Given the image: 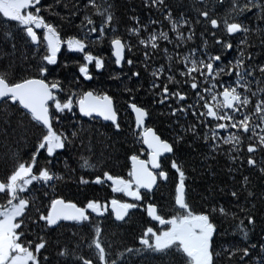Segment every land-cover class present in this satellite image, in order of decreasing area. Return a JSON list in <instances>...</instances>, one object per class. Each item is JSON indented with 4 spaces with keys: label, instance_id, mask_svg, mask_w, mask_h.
Masks as SVG:
<instances>
[{
    "label": "snow or ice",
    "instance_id": "snow-or-ice-1",
    "mask_svg": "<svg viewBox=\"0 0 264 264\" xmlns=\"http://www.w3.org/2000/svg\"><path fill=\"white\" fill-rule=\"evenodd\" d=\"M141 3L146 20L118 0H0V264H264V0ZM105 42L134 114L126 176L80 119L122 131L113 96L82 86ZM62 49L82 54L71 78ZM69 152L79 184L131 202L56 194ZM140 209L155 223L131 242L104 226Z\"/></svg>",
    "mask_w": 264,
    "mask_h": 264
},
{
    "label": "trees",
    "instance_id": "trees-1",
    "mask_svg": "<svg viewBox=\"0 0 264 264\" xmlns=\"http://www.w3.org/2000/svg\"><path fill=\"white\" fill-rule=\"evenodd\" d=\"M133 7L137 9V14L141 16L142 20L147 19V10L142 7L141 0H118V13L127 14L128 10ZM123 27L124 25L122 24V30ZM164 30L167 31L168 28L165 26ZM94 53H99L105 58L106 66L105 69L100 70L99 72L93 69L94 80L82 81L83 89L95 90L101 93L107 92L109 95L113 96L114 103L118 110L119 122L121 124L122 131L120 134H116L114 129L109 126L110 123H106L99 118L95 121H89L87 118L80 119L83 122L84 128L91 132L97 153L104 152L106 156L111 153V159L106 165V168L115 174L126 176L129 164L126 156L129 154V149L132 147V128L134 127V116L131 113V110L127 107L129 96L123 91L120 81L112 79V76L117 74L118 69L113 63H111L110 48L107 42H105L102 47L94 49ZM81 55L82 54L70 53L67 52L66 49H62V59L69 63L70 67L67 70H61L59 72L60 78H64L65 76L71 78L72 75L76 74L75 62L80 59ZM147 79H150V77L146 76V81ZM140 96L141 98L146 99V97H143V93H141ZM78 159L79 156L76 152H69L66 157L62 158L57 163L56 167L58 170L67 172L69 169H76V171L72 173L71 178L66 177V182L57 185L56 194L63 195L66 198L80 202L81 204L86 202V198H98L106 201L117 198L123 201L131 202V199L126 197L123 193H113L107 184H79L78 177L80 175H84V173L79 169V166L76 163ZM65 160L68 168H65ZM85 178L92 179L93 177L86 176ZM202 192V188L196 187L192 194L193 203L197 206L203 203L201 200ZM37 195H39V193ZM172 196V186L161 185L160 190L155 193V201L158 204L163 205L165 207V211H168L171 207ZM103 223L110 234H121L125 236L129 242H131L134 237L139 235L140 229L143 226L149 223L154 224V222H150V218L146 216V213H144L142 209L136 210V215L127 225L120 226V222L113 223L110 219H104ZM73 230L75 229L66 227L61 229L57 235L63 233L61 236L63 239L66 238ZM84 231L86 232L87 230ZM253 238L256 240L260 238L259 231H257Z\"/></svg>",
    "mask_w": 264,
    "mask_h": 264
},
{
    "label": "water",
    "instance_id": "water-1",
    "mask_svg": "<svg viewBox=\"0 0 264 264\" xmlns=\"http://www.w3.org/2000/svg\"><path fill=\"white\" fill-rule=\"evenodd\" d=\"M133 114V113H132ZM134 115V114H133ZM83 118H86V117H83ZM100 119H102V118H100ZM106 122V121H105ZM108 123H111V122H108Z\"/></svg>",
    "mask_w": 264,
    "mask_h": 264
},
{
    "label": "rangeland",
    "instance_id": "rangeland-1",
    "mask_svg": "<svg viewBox=\"0 0 264 264\" xmlns=\"http://www.w3.org/2000/svg\"><path fill=\"white\" fill-rule=\"evenodd\" d=\"M121 194V193H120ZM126 196V195H125ZM127 197V196H126ZM129 198V197H128ZM131 199V198H130Z\"/></svg>",
    "mask_w": 264,
    "mask_h": 264
}]
</instances>
